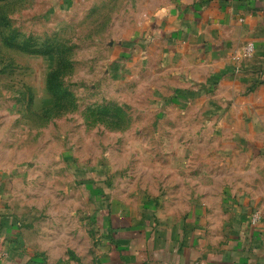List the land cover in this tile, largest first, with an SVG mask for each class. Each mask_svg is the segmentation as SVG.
Masks as SVG:
<instances>
[{
	"label": "rangeland",
	"instance_id": "obj_1",
	"mask_svg": "<svg viewBox=\"0 0 264 264\" xmlns=\"http://www.w3.org/2000/svg\"><path fill=\"white\" fill-rule=\"evenodd\" d=\"M182 1L0 0L2 205L30 253L92 251L101 203L228 196L264 217V81L209 73L148 26Z\"/></svg>",
	"mask_w": 264,
	"mask_h": 264
},
{
	"label": "crops",
	"instance_id": "obj_2",
	"mask_svg": "<svg viewBox=\"0 0 264 264\" xmlns=\"http://www.w3.org/2000/svg\"><path fill=\"white\" fill-rule=\"evenodd\" d=\"M148 26L179 55L193 53L209 73L242 84L264 81V0H183ZM3 182L0 171V264H264V217L249 199L219 197L177 212L126 203L105 207L101 189L92 187L104 207L101 221L90 219L101 232L96 247L86 255L70 251L72 258H42L29 252L19 221L5 211Z\"/></svg>",
	"mask_w": 264,
	"mask_h": 264
},
{
	"label": "built area",
	"instance_id": "obj_3",
	"mask_svg": "<svg viewBox=\"0 0 264 264\" xmlns=\"http://www.w3.org/2000/svg\"><path fill=\"white\" fill-rule=\"evenodd\" d=\"M252 51H253L252 46H251V45L248 46L247 51H246V52H247V55H250ZM258 220H259V216H258V215H255V216L252 218V222H253V223H257Z\"/></svg>",
	"mask_w": 264,
	"mask_h": 264
}]
</instances>
